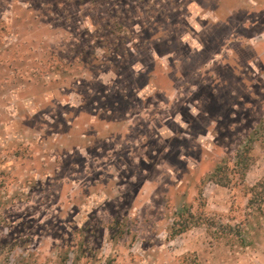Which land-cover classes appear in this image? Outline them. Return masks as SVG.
Listing matches in <instances>:
<instances>
[{"label":"rangeland","instance_id":"374dc122","mask_svg":"<svg viewBox=\"0 0 264 264\" xmlns=\"http://www.w3.org/2000/svg\"><path fill=\"white\" fill-rule=\"evenodd\" d=\"M261 118L264 0H0V264H264Z\"/></svg>","mask_w":264,"mask_h":264},{"label":"trees","instance_id":"16d2710c","mask_svg":"<svg viewBox=\"0 0 264 264\" xmlns=\"http://www.w3.org/2000/svg\"><path fill=\"white\" fill-rule=\"evenodd\" d=\"M262 139L264 141V118H261L258 123L253 127V129L248 133L245 138L244 144L241 147H237L233 159V167L239 168L242 170L240 172L241 178L244 176V169L248 166V158L249 152L251 149V144L254 140ZM220 166L215 165L210 177L213 180H220L215 179L216 175H219ZM221 181H217L219 183ZM223 184V182H221ZM262 204H264V176L256 181L250 188H249V197H248V205L255 206L258 208H262Z\"/></svg>","mask_w":264,"mask_h":264}]
</instances>
